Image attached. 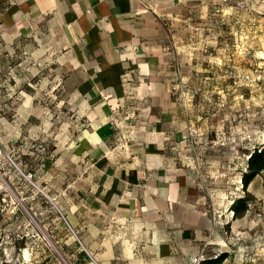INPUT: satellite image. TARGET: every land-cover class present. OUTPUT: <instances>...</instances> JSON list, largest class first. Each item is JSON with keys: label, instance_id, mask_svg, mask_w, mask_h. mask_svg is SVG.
I'll return each mask as SVG.
<instances>
[{"label": "crops", "instance_id": "crops-1", "mask_svg": "<svg viewBox=\"0 0 264 264\" xmlns=\"http://www.w3.org/2000/svg\"><path fill=\"white\" fill-rule=\"evenodd\" d=\"M158 7L0 0V60L21 82L14 92L27 113L45 110L33 97L52 102V122L26 127L44 150L35 212L73 264H199L227 253L214 207L228 200L199 169V132L173 92ZM117 133L129 139L114 147Z\"/></svg>", "mask_w": 264, "mask_h": 264}, {"label": "rangeland", "instance_id": "rangeland-1", "mask_svg": "<svg viewBox=\"0 0 264 264\" xmlns=\"http://www.w3.org/2000/svg\"><path fill=\"white\" fill-rule=\"evenodd\" d=\"M157 3L173 57V92L199 132V169L228 200L214 207L226 237L222 264H264V171L245 190L240 180L249 153L264 146V0ZM15 74L0 60V264H73L35 212L41 200L33 169L44 150L30 141L35 127H26L36 118L52 122V102L33 97L31 107L38 100L45 110L27 113V98L14 92L21 83L11 82ZM244 196L248 209L235 216L230 205Z\"/></svg>", "mask_w": 264, "mask_h": 264}, {"label": "trees", "instance_id": "trees-1", "mask_svg": "<svg viewBox=\"0 0 264 264\" xmlns=\"http://www.w3.org/2000/svg\"><path fill=\"white\" fill-rule=\"evenodd\" d=\"M264 171V146L254 148L246 160V170L242 173L240 180L245 190L253 178L260 172ZM230 209L235 216L244 213L248 209L247 197L234 199ZM227 256L226 252L220 253L215 258L204 259L199 264H218Z\"/></svg>", "mask_w": 264, "mask_h": 264}, {"label": "built area", "instance_id": "built-area-1", "mask_svg": "<svg viewBox=\"0 0 264 264\" xmlns=\"http://www.w3.org/2000/svg\"><path fill=\"white\" fill-rule=\"evenodd\" d=\"M128 136H129V134H126V135H123V134H120V133L115 134L114 142H115L116 144L114 145V147H118V146L122 145V144H121L122 142H124V141H126L127 139H129ZM7 158H8V160H9V161L15 166V168L21 173V175H22L25 179H27L31 184H33L32 181H31V173H28V174L23 173V172L17 167V165L15 164V162L11 159V157H10L8 154H7ZM33 185H34L35 187H37L35 184H33ZM37 189H39V188L37 187ZM60 215H61V213H60Z\"/></svg>", "mask_w": 264, "mask_h": 264}]
</instances>
